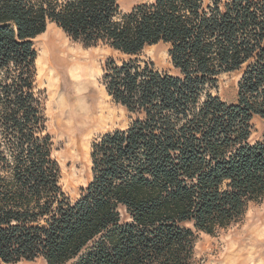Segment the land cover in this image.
I'll use <instances>...</instances> for the list:
<instances>
[{"label": "trees", "instance_id": "16d2710c", "mask_svg": "<svg viewBox=\"0 0 264 264\" xmlns=\"http://www.w3.org/2000/svg\"><path fill=\"white\" fill-rule=\"evenodd\" d=\"M54 23L108 58L102 83L129 123L98 135L70 197L53 156L32 39ZM168 45L173 73L133 56ZM132 56V57H131ZM237 71L234 102L212 93ZM264 0H0V264H200L264 199Z\"/></svg>", "mask_w": 264, "mask_h": 264}, {"label": "rangeland", "instance_id": "374dc122", "mask_svg": "<svg viewBox=\"0 0 264 264\" xmlns=\"http://www.w3.org/2000/svg\"><path fill=\"white\" fill-rule=\"evenodd\" d=\"M144 1L147 0H119V5L122 11H127ZM32 42L39 57L35 64V84L44 99L53 156L61 168L62 187L74 198L91 177L92 140L104 132L123 129L129 123L126 111L108 96L102 76L108 58L120 63L130 56L101 44L84 46L69 38L54 23L48 24L43 34ZM133 58L151 61L159 71L174 72L165 43L147 46ZM74 63L82 65L85 72L80 84L71 74ZM48 69L52 70L54 84L45 71ZM239 77L237 71L221 73L212 93L223 101L234 102ZM81 102L87 106V115H79L75 107ZM253 124L252 137L257 138L264 128V119L255 117ZM195 252L200 264H264V199L251 204L242 219L229 228L215 235L199 232ZM13 264L47 263L37 258Z\"/></svg>", "mask_w": 264, "mask_h": 264}, {"label": "bare ground", "instance_id": "6f19581e", "mask_svg": "<svg viewBox=\"0 0 264 264\" xmlns=\"http://www.w3.org/2000/svg\"><path fill=\"white\" fill-rule=\"evenodd\" d=\"M43 34V33H42ZM41 35V34H40ZM39 36V35H38ZM39 57L37 56L36 60H35V64L37 65V62H38V59ZM73 70H72V77L75 78V81L77 84H80L84 81V76H85V72L82 68V65H79V64H76L74 63L73 66H72ZM47 73H48V76L50 75V79L52 81V83L54 84V79H53V76H51V72L52 70L51 69H48V70H45ZM87 72V71H86ZM87 81V80H86ZM88 94V93H87ZM92 105V104H91ZM75 107L77 108L78 112H79V115L81 116H84V115H87V109H86V105H84L82 102L81 104L80 103H77L75 105ZM82 111V112H81ZM83 121V120H82Z\"/></svg>", "mask_w": 264, "mask_h": 264}]
</instances>
